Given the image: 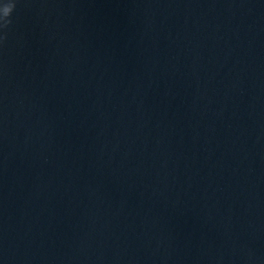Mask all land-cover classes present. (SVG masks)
<instances>
[{"label":"clouds","instance_id":"obj_1","mask_svg":"<svg viewBox=\"0 0 264 264\" xmlns=\"http://www.w3.org/2000/svg\"><path fill=\"white\" fill-rule=\"evenodd\" d=\"M15 6V0H4L3 3H0V12H3V16L0 17V29L7 28L11 23L10 17Z\"/></svg>","mask_w":264,"mask_h":264}]
</instances>
